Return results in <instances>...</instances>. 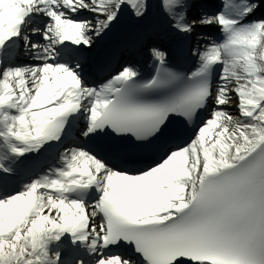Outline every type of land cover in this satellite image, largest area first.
<instances>
[{
  "label": "snow or ice",
  "instance_id": "6c2138e0",
  "mask_svg": "<svg viewBox=\"0 0 264 264\" xmlns=\"http://www.w3.org/2000/svg\"><path fill=\"white\" fill-rule=\"evenodd\" d=\"M192 3L0 0V264H264V0Z\"/></svg>",
  "mask_w": 264,
  "mask_h": 264
}]
</instances>
